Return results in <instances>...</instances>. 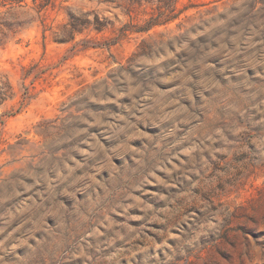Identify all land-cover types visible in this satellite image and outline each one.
Masks as SVG:
<instances>
[{
	"label": "rangeland",
	"instance_id": "1",
	"mask_svg": "<svg viewBox=\"0 0 264 264\" xmlns=\"http://www.w3.org/2000/svg\"><path fill=\"white\" fill-rule=\"evenodd\" d=\"M20 5L0 264H264V0Z\"/></svg>",
	"mask_w": 264,
	"mask_h": 264
},
{
	"label": "trees",
	"instance_id": "2",
	"mask_svg": "<svg viewBox=\"0 0 264 264\" xmlns=\"http://www.w3.org/2000/svg\"><path fill=\"white\" fill-rule=\"evenodd\" d=\"M23 0H1L0 2V7H4L5 5L9 4V5H12V4H18L19 6L20 3L22 2ZM34 3L36 2V0H32ZM1 24V22H0Z\"/></svg>",
	"mask_w": 264,
	"mask_h": 264
}]
</instances>
